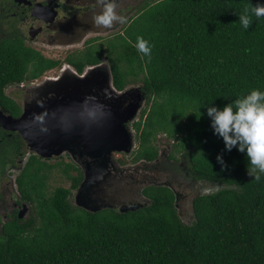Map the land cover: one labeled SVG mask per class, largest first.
<instances>
[{
    "label": "trees",
    "instance_id": "16d2710c",
    "mask_svg": "<svg viewBox=\"0 0 264 264\" xmlns=\"http://www.w3.org/2000/svg\"><path fill=\"white\" fill-rule=\"evenodd\" d=\"M252 4L264 0H138L121 33L93 39L66 59L81 72L106 58L118 90L137 84L148 103L153 98L129 122L139 136L132 161L155 160L159 132L172 139L170 158L178 163L170 169L201 186L193 216L181 219L173 191L152 185L143 190L151 200L143 208L86 210L73 194L82 169L65 163L71 187L48 192L56 164L34 153L16 177L17 203L28 201L32 213L20 218L7 210L0 264H264V174L258 181L248 174L246 153L228 151L207 114L254 89L264 92V17L253 15L247 30L239 21ZM141 36L150 58L135 46ZM60 64L19 35L1 39L0 107L19 116L20 103L5 89ZM24 147L17 131L0 125V184ZM221 154L226 168L217 161ZM5 197L1 190L0 200Z\"/></svg>",
    "mask_w": 264,
    "mask_h": 264
},
{
    "label": "water",
    "instance_id": "95a60500",
    "mask_svg": "<svg viewBox=\"0 0 264 264\" xmlns=\"http://www.w3.org/2000/svg\"><path fill=\"white\" fill-rule=\"evenodd\" d=\"M137 1L120 0L119 5H136ZM112 29H104L101 35H107ZM36 87L37 92L32 97H24L19 116L0 109V125L17 131L27 147L41 157L69 154L84 174L75 193L78 206L95 212L119 207L120 211L126 212L147 205L148 200L142 193L141 199H137L138 196L131 192L129 182L116 187L117 191L112 194L107 192V186L112 185L114 176L118 175V171H114V155L129 154L134 149L129 122L137 118L145 102L144 91L139 86L118 90L108 61L89 65L81 73L67 64L58 77L44 80ZM142 164L143 161L139 163ZM120 177L127 179L122 174ZM152 177L153 174L148 173L138 176L135 181L145 183L143 188L149 185L170 188L180 217L183 215L181 202L185 201L183 192L188 191L189 211L194 213L197 190L189 191V183L179 188V177L169 176L171 180L164 182ZM28 211L27 203L22 202L18 216L26 218Z\"/></svg>",
    "mask_w": 264,
    "mask_h": 264
},
{
    "label": "flooded vegetation",
    "instance_id": "af4514ba",
    "mask_svg": "<svg viewBox=\"0 0 264 264\" xmlns=\"http://www.w3.org/2000/svg\"><path fill=\"white\" fill-rule=\"evenodd\" d=\"M119 2L120 0H118V4ZM129 8V6L119 5L118 11L121 14L123 13L122 15L127 19L125 14L129 12L128 10H134L135 7ZM93 10L99 11L96 0H0V40L12 35H19L25 44L37 50H39L37 46H43L48 49H61L62 51L74 49L73 52L65 53L64 57L55 58L61 64L56 66L57 68L54 69L53 74L57 73V75H60L61 69L65 65H72L66 60L70 54L84 50L87 45L92 43L90 42L91 40L94 39L93 42L95 43L98 37L103 36L101 33L104 29L97 28L92 24L91 17ZM121 24L116 23L113 26L112 33H117L115 31ZM12 89L20 93L23 92L24 97H31L37 88L23 86L13 87ZM15 99L17 100V98ZM0 109L8 114L5 109L1 107ZM172 149L173 146L160 148V152L155 160L147 161L146 165L137 166L133 162L122 163L119 161L122 157L119 156L121 158H118L117 155L119 153H116L114 155L116 164L114 171H118V175L122 174L126 178L134 180L136 171L140 168L139 176H145L150 173L153 174L152 178L155 180L162 182L171 180L170 177L162 178V172L170 170L169 165L178 163L174 158H170ZM162 153H167V155H162ZM154 161L155 163L151 164ZM144 184H141V186L143 187ZM3 191L5 195L9 194L11 199L10 202L6 200L7 210H10V212L19 211L20 204L17 203L18 200L13 198L10 189L9 191ZM186 193L188 195V192H183V195H185V201L181 202L183 206L186 201L188 203L191 202L187 199ZM199 194L200 191H197L195 196L197 197ZM181 209L183 210V215L180 218L184 221L193 216L192 211L186 212L182 206Z\"/></svg>",
    "mask_w": 264,
    "mask_h": 264
},
{
    "label": "clouds",
    "instance_id": "9594fccd",
    "mask_svg": "<svg viewBox=\"0 0 264 264\" xmlns=\"http://www.w3.org/2000/svg\"><path fill=\"white\" fill-rule=\"evenodd\" d=\"M96 5L98 6L99 11L93 10L91 17L92 24L95 27L110 29L116 23L125 22L126 17L123 16L120 11H118V0H96ZM253 15L256 18L264 17V4L249 5L245 8L243 13L239 14V21L244 29L247 30L251 27ZM110 33H112V31ZM135 46L139 52L150 58L151 48L148 44V41H146L142 36L137 38V43ZM103 61L108 60L105 58V60L102 59V61H100L99 63ZM87 66L89 65H86L84 69ZM56 68L57 67L48 69L40 77L14 84L16 86L11 85L8 88L23 86H27V88H37L36 86L42 83V81L59 76L57 74V76L47 74L49 71H54V69ZM83 70L81 72H83ZM36 92L37 89L34 93H32L31 97ZM207 114L211 118V126L214 129L215 134L223 138L226 149L228 151H231L233 148H237L239 152L246 153V157L248 160V174L250 176H253L254 180L258 181L260 179V174H264V92L254 89L246 96L238 98L233 102L226 104L223 108L216 106L208 107ZM136 119L134 121H136ZM129 127L133 132L134 127L131 126V124H129ZM133 134L135 135L134 132ZM171 146H173V143H171L170 146H167V148ZM217 161L221 164L222 168L227 167L222 154L217 156ZM145 188L142 189V194ZM197 191H200V188ZM147 200L148 205L151 200L149 198H147ZM107 208H114L119 210V207Z\"/></svg>",
    "mask_w": 264,
    "mask_h": 264
},
{
    "label": "rangeland",
    "instance_id": "374dc122",
    "mask_svg": "<svg viewBox=\"0 0 264 264\" xmlns=\"http://www.w3.org/2000/svg\"><path fill=\"white\" fill-rule=\"evenodd\" d=\"M130 7V6H129ZM128 9V8H127ZM129 12H127L125 15L127 16V19L125 20L124 23H122L120 25V27L115 31V32H122L124 30V27L126 26V24L128 23V19L132 16H134V14L136 13L137 9L133 10H128ZM123 14V13H122ZM113 33H110L108 35H103L101 36V38H108V37H112ZM37 48L39 49V51L47 56L48 58H59V57H64L67 52L70 53V52H73L74 49H69L70 51H62L61 49H48L46 47H43V46H37ZM66 53V54H65ZM65 54V55H64ZM103 60H105V58H103ZM47 74H51V75H56L57 73L53 74V71H49ZM132 86H139L137 84L135 85H132ZM131 86V87H132ZM130 86H128L127 88H129ZM13 88V87H12ZM12 88H6L5 89V92L10 95L11 97L13 98H17V101L21 104V113H22V110H23V101H24V95H23V92L20 93L16 90H13ZM153 99V98H152ZM152 99H150V103L152 101ZM150 103H148V99L146 98L145 102L143 103V106L141 108V110L139 111V114H138V117H137V121L139 120V117H140V113L142 110H144L145 108L148 109V107L150 106ZM133 132L135 133V135L133 134V137H134V143H135V146H134V149L131 153L127 154V153H119L117 155L118 158H123L126 162L125 163H132L133 161V156L135 154V151L137 150L138 148V145H139V136L137 135L135 129L133 128ZM173 143L172 139L168 138L166 136L165 133H162V132H159L158 133V136H157V141H156V144L158 145L159 148H166L167 146H170V144ZM22 151L24 153L22 154H19L16 158V165L17 166H8L7 169H6V175L5 177L3 178L1 184H0V191L1 190H8L10 189V191L12 192V195H13V198L15 200H20L21 199V196H20V193L17 189V183H16V177L18 176V174L21 172V170L24 168L25 164L27 163L28 159L30 158V156L32 154H34L33 151H31L27 145L26 147H24L22 149ZM182 153H179L178 154V157H182ZM121 156V157H119ZM116 157V156H115ZM42 159L46 160V162H48L49 164H56L52 169L51 171H49L48 173V176L49 178L47 179V191L48 192H52L56 187L58 186H65V187H68L70 188L71 187V180L68 178L67 174L64 172V167H65V163H68V162H71V163H75V161H73L71 159V157L68 155V154H61L59 156H55V157H50V158H46V157H42ZM63 162V163H61ZM141 161L139 162H133L135 164V166L139 165ZM155 162H152L151 164H154ZM76 164V163H75ZM143 164L146 165L147 164V161L143 160ZM127 165V164H126ZM171 166H169L170 168ZM140 168L137 169L136 171V175H135V178H137L140 174V171H139ZM149 171V170H148ZM147 171V172H148ZM76 171H71V173H75ZM170 172V173H168ZM175 173V174H173ZM169 176H176V177H179L178 179H180V184H179V188L180 187H183L184 183H189L190 185V189L189 191L191 192H194L196 190H198L199 188H201L200 184L198 183H195L193 181H191L190 179L186 178L185 175L182 173V172H178V171H174V170H168V171H164L162 172V178H166V177H169ZM135 178L134 180L133 179H130L128 180L127 179H123L120 177V175H117V176H114V179L115 181L112 183V185L110 186H107V192L112 194L113 192L117 191L116 187L118 186H125L127 185V183L129 182V187L130 189L132 190L131 192L135 195H137V199H139L141 197V193H142V186L140 183H138L137 181H135ZM131 181V183H130ZM210 187V186H209ZM208 189V188H207ZM118 191L122 194L121 190L118 189ZM73 194H75L76 190H73ZM188 192V191H187ZM143 197H145L143 195ZM75 198V196H74ZM126 198V197H125ZM4 201L2 202V200H0V230L2 228V224L7 220V204H6V200H8V202L11 201L10 197H9V194L7 195V197L3 198ZM141 199V198H140ZM23 202L27 203L28 207H29V211L27 212V215H26V218H28L31 213H32V206L31 204L26 201V200H23ZM176 207V205H175ZM183 208H185L184 210L188 211L189 212V208L191 207V202H187L184 204V206L182 205ZM186 211V212H187Z\"/></svg>",
    "mask_w": 264,
    "mask_h": 264
}]
</instances>
